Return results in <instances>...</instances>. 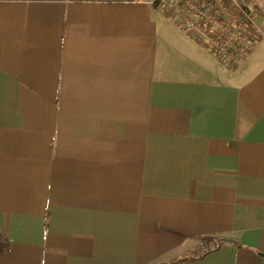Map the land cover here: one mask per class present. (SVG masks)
<instances>
[{
    "label": "crops",
    "instance_id": "1",
    "mask_svg": "<svg viewBox=\"0 0 264 264\" xmlns=\"http://www.w3.org/2000/svg\"><path fill=\"white\" fill-rule=\"evenodd\" d=\"M255 22L230 69L154 0H0V264H264Z\"/></svg>",
    "mask_w": 264,
    "mask_h": 264
},
{
    "label": "built area",
    "instance_id": "2",
    "mask_svg": "<svg viewBox=\"0 0 264 264\" xmlns=\"http://www.w3.org/2000/svg\"><path fill=\"white\" fill-rule=\"evenodd\" d=\"M180 30L210 50L230 69L243 65L256 48L262 32L247 0H154Z\"/></svg>",
    "mask_w": 264,
    "mask_h": 264
},
{
    "label": "trees",
    "instance_id": "3",
    "mask_svg": "<svg viewBox=\"0 0 264 264\" xmlns=\"http://www.w3.org/2000/svg\"><path fill=\"white\" fill-rule=\"evenodd\" d=\"M254 11L257 13L264 14V0L258 4L255 1H251ZM220 247V243H217L216 237H207L202 238L197 246L189 252V255L186 257L187 259H199L204 257L210 252L217 250Z\"/></svg>",
    "mask_w": 264,
    "mask_h": 264
},
{
    "label": "water",
    "instance_id": "4",
    "mask_svg": "<svg viewBox=\"0 0 264 264\" xmlns=\"http://www.w3.org/2000/svg\"><path fill=\"white\" fill-rule=\"evenodd\" d=\"M217 242H227V243L235 244L236 240L232 238L220 237L218 238ZM259 254L260 256L264 257V252H259Z\"/></svg>",
    "mask_w": 264,
    "mask_h": 264
},
{
    "label": "rangeland",
    "instance_id": "5",
    "mask_svg": "<svg viewBox=\"0 0 264 264\" xmlns=\"http://www.w3.org/2000/svg\"><path fill=\"white\" fill-rule=\"evenodd\" d=\"M247 1H248L247 4H248L250 7H253L251 1H255V2H257L258 4H260L262 0H247ZM255 13H256V12H255ZM173 19H174V22L177 24L178 29L180 30V28H179V26H178V23H177V21H176V18L173 17ZM180 32L183 33L181 30H180ZM183 34H185V33H183ZM185 35H186V34H185Z\"/></svg>",
    "mask_w": 264,
    "mask_h": 264
}]
</instances>
